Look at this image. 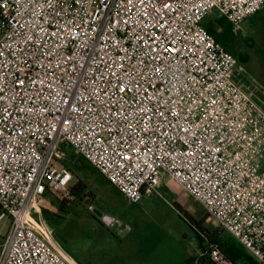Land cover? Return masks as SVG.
I'll return each mask as SVG.
<instances>
[{"label": "built area", "instance_id": "obj_1", "mask_svg": "<svg viewBox=\"0 0 264 264\" xmlns=\"http://www.w3.org/2000/svg\"><path fill=\"white\" fill-rule=\"evenodd\" d=\"M264 0H0V264H77L43 217L74 149L134 205L174 180L264 264V109L203 26ZM214 26L218 25L215 20ZM214 264H233L210 244Z\"/></svg>", "mask_w": 264, "mask_h": 264}, {"label": "rangeland", "instance_id": "obj_2", "mask_svg": "<svg viewBox=\"0 0 264 264\" xmlns=\"http://www.w3.org/2000/svg\"><path fill=\"white\" fill-rule=\"evenodd\" d=\"M221 19L216 11L205 19L203 26L207 28ZM215 27L217 39L238 61L233 81L264 109V8L243 21L237 33L227 23H218ZM57 165L72 171L70 190L78 184L81 188L79 194L70 198L73 213L65 215V226L62 225L66 238L59 236L66 251L71 250L77 256L78 259L73 258L77 264L79 261L83 264H189L203 257L202 244L210 246L207 236L199 232V224L210 233L221 230L223 236L219 242L226 248L237 246L217 221L171 178L167 177L159 190L163 197L146 196L134 205L74 149L64 146ZM46 202L43 210L57 212L56 206L48 199ZM8 226V219L0 224L2 237L6 236ZM55 236L54 231L56 240Z\"/></svg>", "mask_w": 264, "mask_h": 264}, {"label": "trees", "instance_id": "obj_3", "mask_svg": "<svg viewBox=\"0 0 264 264\" xmlns=\"http://www.w3.org/2000/svg\"><path fill=\"white\" fill-rule=\"evenodd\" d=\"M218 23L224 24L227 22L225 21V19H221L220 22ZM207 30L210 34H212L217 39L218 31L213 24H209V26L207 27ZM80 191H81L80 184H78L73 189H71V194L67 198L53 191H49L46 194V199H48L54 206H56L57 212H51L49 210L44 209L43 217L45 221L47 222V224L55 231L56 233L55 238L58 244L61 246V248L64 249L65 251H66L65 245L59 236L62 235L63 237L66 238L65 234H63L62 225L65 226V221H66L65 215H70L73 213V209H72L73 201L70 198L79 194ZM177 208L179 207L177 206ZM190 222H193V221L191 220ZM198 230L200 233L207 236V240L209 241L208 244H212V243L220 244L222 251L233 264H260V262H258L254 257H252L247 252H245V250L239 244H237L238 247L235 245H230L228 248L225 247L224 243L221 244L219 242L223 234L221 230L217 229L214 233H210V232L205 231L204 228L200 224L198 225ZM200 241L202 242V238L200 239ZM202 245H203L202 248L205 251L206 258L211 262V264H214L211 261L210 256H209L210 246L207 244H206L207 246H205L204 244ZM68 252L67 253L70 256H72L74 259H78L74 252H72L71 250ZM79 264H83V263L79 261Z\"/></svg>", "mask_w": 264, "mask_h": 264}, {"label": "crops", "instance_id": "obj_4", "mask_svg": "<svg viewBox=\"0 0 264 264\" xmlns=\"http://www.w3.org/2000/svg\"><path fill=\"white\" fill-rule=\"evenodd\" d=\"M130 232V231H129ZM226 233V232H225ZM127 234H128V232L125 234L126 236H127ZM227 234V233H226ZM230 238H232L229 234H227ZM222 236H223V234H222ZM221 236V237H222ZM233 239V238H232ZM234 240V239H233ZM235 241V240H234ZM236 242V241H235ZM237 243V242H236ZM238 244V243H237ZM203 250V249H202ZM202 258L200 259L199 258V260H191L190 262H188L189 264H205V262H206V260H208L207 258H206V256H205V251L203 250V254H202ZM209 261V260H208ZM209 264H211V262L209 261Z\"/></svg>", "mask_w": 264, "mask_h": 264}, {"label": "flooded vegetation", "instance_id": "obj_5", "mask_svg": "<svg viewBox=\"0 0 264 264\" xmlns=\"http://www.w3.org/2000/svg\"><path fill=\"white\" fill-rule=\"evenodd\" d=\"M230 49L233 50L234 52L237 51L236 48L235 47H232V46H230Z\"/></svg>", "mask_w": 264, "mask_h": 264}, {"label": "water", "instance_id": "obj_6", "mask_svg": "<svg viewBox=\"0 0 264 264\" xmlns=\"http://www.w3.org/2000/svg\"><path fill=\"white\" fill-rule=\"evenodd\" d=\"M88 203V202H87ZM96 214L98 213L96 210H93ZM99 217H101V215H99ZM260 264H263V263H260Z\"/></svg>", "mask_w": 264, "mask_h": 264}]
</instances>
